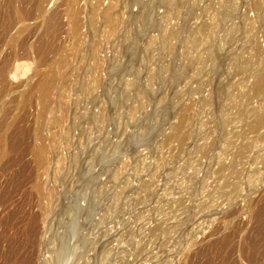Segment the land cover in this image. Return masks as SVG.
<instances>
[{
	"label": "rangeland",
	"instance_id": "obj_1",
	"mask_svg": "<svg viewBox=\"0 0 264 264\" xmlns=\"http://www.w3.org/2000/svg\"><path fill=\"white\" fill-rule=\"evenodd\" d=\"M263 74L264 0H0V264H264Z\"/></svg>",
	"mask_w": 264,
	"mask_h": 264
},
{
	"label": "bare ground",
	"instance_id": "obj_2",
	"mask_svg": "<svg viewBox=\"0 0 264 264\" xmlns=\"http://www.w3.org/2000/svg\"><path fill=\"white\" fill-rule=\"evenodd\" d=\"M74 15H77V17L79 16V18H80V12L79 11H77ZM76 17V18H77ZM104 18H107L109 21H111L113 18L115 19L116 18V16L114 15V14H112L111 13V11L110 10H98V9H95V12H94V18L92 19V22H91V25L96 29V27H97V25H99L98 23V20L100 19V20H102V19H104ZM107 22H104V24H106ZM99 26H101V24L99 25ZM78 27H81V26H79L78 25ZM77 31L78 32H80V29L79 28H77ZM80 34V33H79ZM102 42H105V41H103V40H101ZM100 42V41H99ZM99 44H101V43H99ZM103 44V43H102ZM42 46H39L38 47V52H37V54L40 52V51H42ZM37 51V50H36ZM44 52V51H43ZM41 54V53H40ZM39 54V55H40ZM27 55V54H26ZM30 55V54H29ZM29 55H28V58H29ZM32 55V54H31ZM42 55V54H41ZM16 56V55H15ZM19 56V55H18ZM42 57H43V55H42ZM41 57V59H43ZM46 57V56H45ZM45 57H44V59H45ZM25 58H26V56H25ZM40 58V57H39ZM38 58V59H39ZM11 59V58H10ZM13 59V58H12ZM14 59H15V57H14ZM13 59V60H14ZM40 59V60H41ZM40 60H38V62L40 61ZM12 61V60H11ZM10 61V62H11ZM44 61V60H43ZM45 61H46V59H45ZM41 62V61H40ZM39 62V63H40ZM10 65H11V63H10ZM98 66V65H97ZM93 70H95L96 71V67L95 68H93ZM99 72V71H98ZM58 74V73H57ZM99 74V73H98ZM61 74H59V76L56 78V75H55V77L54 78H56V79H54V80H50V81H41V82H39V87L41 88V90L42 91H44L45 93H51V91H54V87H55V84H56V82L59 80V78L61 79ZM98 82H99V76H98ZM58 83V82H57ZM264 84V74H263V76H262V79H261V81L257 84V87L259 88V87H261L262 85ZM14 143V142H13ZM6 145V144H5ZM4 145V146H5ZM7 145H9L8 143H7ZM13 146L15 145V144H12ZM12 146V147H13ZM6 149V150H5ZM45 147L43 148V147H41L40 149H39V151L36 153V156L38 157V160L39 159H41L42 160V158L44 157V154H45ZM4 151H7V146H5L4 147V149H3ZM3 150H2V153H3ZM1 152V151H0ZM5 154V153H4ZM3 156V155H2ZM21 247V246H20ZM15 248V247H14ZM25 248V247H24ZM16 250V249H15ZM21 250V249H20ZM17 251H18V248H17ZM18 254H15V257L17 256ZM22 255V254H21ZM10 256V255H9ZM14 256V255H13ZM12 256V257H13ZM18 256H20V255H18ZM11 257V258H12ZM8 259H10V258H8ZM16 259V258H15ZM254 259V258H253ZM256 259V258H255ZM13 260V259H12ZM23 260V259H22ZM252 260V259H251ZM13 261H15V260H13ZM17 261H18V259H17ZM17 261H15V262H17ZM24 261V260H23ZM13 263V262H12ZM19 263V262H18ZM21 263V262H20Z\"/></svg>",
	"mask_w": 264,
	"mask_h": 264
}]
</instances>
